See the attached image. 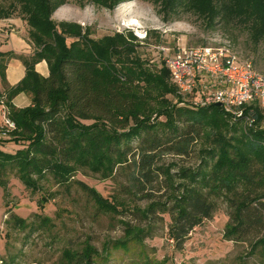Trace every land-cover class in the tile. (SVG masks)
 Wrapping results in <instances>:
<instances>
[{"label":"trees","instance_id":"obj_1","mask_svg":"<svg viewBox=\"0 0 264 264\" xmlns=\"http://www.w3.org/2000/svg\"><path fill=\"white\" fill-rule=\"evenodd\" d=\"M130 1L92 3L113 11ZM16 2L22 4L34 51L16 55L0 50V98L5 99H0V115L4 106L15 124L14 130L0 137L1 184L5 187L3 178L13 173L36 193L50 177L60 187L77 186L99 211L119 214L117 206L75 177L80 172L103 180L122 177L128 195L149 202L144 210H130L145 226L123 223L129 240L115 248L127 253L131 243L141 246L166 216L176 249H184L189 235L213 217L222 201L230 216L225 238L250 241V255L259 249L264 252L263 109L254 103L241 117H233L219 105L201 109L181 105L183 96L168 82L170 71L162 69L156 75L140 60L138 48L146 40L128 31L97 41L90 27L55 22L53 16L66 0ZM153 2L168 22L192 15L203 21L207 31L218 25L241 28L254 46L264 43V0ZM10 14L1 8L0 20ZM12 59L22 61L26 69L15 86L6 77ZM43 61L48 64L47 77L36 71ZM20 94L30 97L29 107L13 104ZM208 130L211 143L199 152L196 167L167 162L169 157H192ZM8 143L22 148L5 152L2 147ZM162 191L166 194L158 197ZM64 256L70 264H100L109 254L104 257L85 246Z\"/></svg>","mask_w":264,"mask_h":264},{"label":"rangeland","instance_id":"obj_2","mask_svg":"<svg viewBox=\"0 0 264 264\" xmlns=\"http://www.w3.org/2000/svg\"><path fill=\"white\" fill-rule=\"evenodd\" d=\"M66 1L54 14L55 22L68 21L90 27L91 37L97 41L116 33L133 32L139 40L147 41L138 48V56L144 67L156 75L162 69L169 70L166 61L180 49L213 46L220 38L227 37L240 61L250 60L264 76V43L254 46L244 29L218 25L215 31H207L203 21L192 15L168 22L153 0H133L113 11L95 6L92 0ZM21 7L16 0H0V9L11 12L10 18L0 20V49L9 47L6 45L13 33L29 40V27ZM168 82L173 84L171 78ZM167 98L175 101L172 95ZM210 133L211 130L205 133L192 157H169L167 162L196 167L199 152L211 143ZM20 148L22 146L8 143L2 150L14 153ZM75 178L96 189L109 204L117 206L120 213L99 211L77 186L66 189L49 177L35 193L27 189L16 174H9L3 178L5 187L0 180V264H70L65 252L81 251L85 246L93 247L104 257L109 254L100 264H264L261 249L250 255V241L239 243L225 238L230 216L222 201L218 202L213 217L189 235L182 250L176 249L170 237L168 216L141 246L131 243L132 250L128 253L115 248L129 240L124 222L145 226V221L130 210H144L149 202L128 195L122 187L126 185L122 177L103 180L80 172ZM165 194L166 191L157 193L158 197ZM43 220H49L48 225H43ZM20 221L24 225L19 224Z\"/></svg>","mask_w":264,"mask_h":264},{"label":"built area","instance_id":"obj_3","mask_svg":"<svg viewBox=\"0 0 264 264\" xmlns=\"http://www.w3.org/2000/svg\"><path fill=\"white\" fill-rule=\"evenodd\" d=\"M213 46L180 49L166 61L172 82L187 104L195 109L219 105L233 117H241L254 103L264 111V76L253 63L233 50L232 42L220 38ZM15 129L2 106L0 137Z\"/></svg>","mask_w":264,"mask_h":264},{"label":"crops","instance_id":"obj_4","mask_svg":"<svg viewBox=\"0 0 264 264\" xmlns=\"http://www.w3.org/2000/svg\"><path fill=\"white\" fill-rule=\"evenodd\" d=\"M6 47V50H3V47H1L0 50L3 52H12L16 55H30L34 51L31 43L27 38L17 36V34L15 33L10 34L9 42ZM25 70L26 69L22 61H20L19 59H12L8 63L6 70L8 83L11 86L17 85L24 78ZM36 71L44 77L49 76L48 64L45 61L39 63L36 66ZM13 104L17 108H26L31 105V100L30 97H28L26 94H20L13 100Z\"/></svg>","mask_w":264,"mask_h":264}]
</instances>
